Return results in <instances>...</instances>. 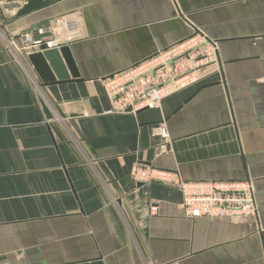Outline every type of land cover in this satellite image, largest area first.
<instances>
[{
  "label": "crops",
  "instance_id": "1",
  "mask_svg": "<svg viewBox=\"0 0 264 264\" xmlns=\"http://www.w3.org/2000/svg\"><path fill=\"white\" fill-rule=\"evenodd\" d=\"M28 1L0 0V264H264V0H41L18 15ZM37 30L68 47L78 77L44 84L8 47ZM196 34L217 43L218 72L159 109L105 114L103 79ZM162 121L159 155L150 128ZM135 165L251 180L262 230L185 218L181 191L136 182Z\"/></svg>",
  "mask_w": 264,
  "mask_h": 264
},
{
  "label": "built area",
  "instance_id": "2",
  "mask_svg": "<svg viewBox=\"0 0 264 264\" xmlns=\"http://www.w3.org/2000/svg\"><path fill=\"white\" fill-rule=\"evenodd\" d=\"M18 1L4 0L7 3ZM49 35L45 30L20 34L10 39L8 47L27 57L57 48L54 40L46 41ZM217 52L216 42L196 34L150 60L103 79V93L109 103L105 114L135 115L142 110L159 109L164 98L200 82L212 72V67L215 68L213 72H218ZM150 137L157 154L169 152L171 142L164 121L150 128ZM131 175L138 183L157 182L178 188L182 194V212L187 219L248 217L256 220L262 230L259 205L253 182L249 179L183 182L173 173L141 165H135ZM150 212L155 215V206L150 207Z\"/></svg>",
  "mask_w": 264,
  "mask_h": 264
},
{
  "label": "water",
  "instance_id": "3",
  "mask_svg": "<svg viewBox=\"0 0 264 264\" xmlns=\"http://www.w3.org/2000/svg\"><path fill=\"white\" fill-rule=\"evenodd\" d=\"M18 2L9 3L8 9H19L21 6L19 7ZM40 5H42L41 0H29L27 4L19 11L18 15H23ZM27 60L35 74L42 80L44 84H50L56 80H66L68 78L67 71L72 78L78 77L75 64L68 47L64 46L59 49L34 53L29 55ZM39 102L45 119L51 121L53 116L49 108L42 100Z\"/></svg>",
  "mask_w": 264,
  "mask_h": 264
}]
</instances>
